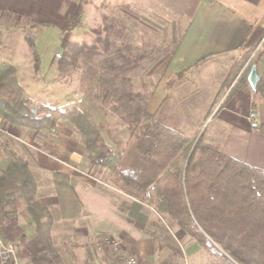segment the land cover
Returning <instances> with one entry per match:
<instances>
[{"label": "trees", "instance_id": "trees-1", "mask_svg": "<svg viewBox=\"0 0 264 264\" xmlns=\"http://www.w3.org/2000/svg\"><path fill=\"white\" fill-rule=\"evenodd\" d=\"M103 21L100 35L104 37H97L91 45L69 44L57 57L56 72L64 80L67 72L79 69L80 60L88 59L86 75L81 77L84 92L99 100L104 91L109 92V109L103 114L111 116L116 111L119 117L117 111L123 108L125 114L119 117L127 135L123 144L111 148L87 110L59 111L31 101L18 82L16 69L4 62H0V120L11 127L47 130L54 135L61 124L78 138L89 166L109 174L108 186L153 209L156 220L149 222L151 226L164 231L169 230L166 225L177 226L224 264H264V170L223 153L211 130L191 138L171 127L164 120L171 110L168 98L155 113L146 111V95L128 90L130 79L113 65L105 68L114 70L113 78H99L102 69L95 68L94 60L105 56L110 61L111 39L117 32L106 24V16ZM78 22L80 16L74 15L64 29L70 31ZM27 44L37 67L34 43L27 38ZM116 47L120 51L116 48L114 55L124 59L121 51L128 46ZM248 56L245 53L243 59ZM256 95L264 102V79L258 82ZM259 127L264 135V124ZM3 149L1 243L15 248L20 264H93L77 252L83 204L69 173L58 171L47 177L34 170L27 158L12 153L6 145ZM49 198L56 203L46 204ZM95 244L109 264H120L104 242Z\"/></svg>", "mask_w": 264, "mask_h": 264}, {"label": "crops", "instance_id": "crops-1", "mask_svg": "<svg viewBox=\"0 0 264 264\" xmlns=\"http://www.w3.org/2000/svg\"><path fill=\"white\" fill-rule=\"evenodd\" d=\"M102 2L112 4L139 2L140 9L145 14L142 16L154 22V27L151 25L146 28L149 31L154 29L158 34L156 47L157 44L162 43V48L169 50L166 55L158 57L153 62V70L148 73L151 74L149 77L155 75L154 86L151 85L150 91L141 87L142 94L146 92V111L156 112L162 102L168 98V103H172V107L175 101L183 106L181 112L185 117L193 112L192 108L195 106L193 98L198 99L200 92H209L207 96L211 100L205 104L204 113H209L207 117L211 112L215 113L216 118L210 123L216 124V133L218 129L222 130L219 131L218 137L215 135V143L222 140L226 145L225 143L229 141H235L238 150L243 149L245 155L250 156L254 161L248 165L264 170V135L259 129V126L264 124V107L261 104L262 107L259 106L257 109L255 100L258 99L263 104L264 102L256 93L250 91L246 83L252 65H256L260 80L264 79V0H0V61L7 62L17 69L19 58L29 49L23 36L16 41L21 44L22 54L19 56L15 53H6L12 46L8 45L10 42L5 36L17 33L16 39H18V32H22L18 25L22 23L23 28L31 27L38 55L40 52L45 53L43 57L40 55L38 57V70L33 67V71L30 67L31 72L27 73L28 78L32 80L31 83L29 82L31 80H28L27 85L21 84L20 77L25 79L27 77L18 74L19 84L25 93L33 100L42 95L46 97L45 94L53 89V82L56 81L55 57H58L71 43L94 42L93 39L88 38L87 33L90 28L86 22L83 23L85 24L83 27L77 26L70 31H65L63 28L74 15L80 16L84 22L87 18L86 3L98 6ZM99 16L103 20L104 16ZM121 30L126 34L132 28L124 25ZM47 53H50V56H47ZM245 53L249 54L246 60L243 59ZM28 65L32 66L31 61H28ZM68 91L69 88L65 87L59 89V93ZM96 91L99 92L98 89ZM103 96L109 97V92L104 91ZM73 97L77 100L82 99V109L87 110L88 106H85L83 99L93 96L74 91ZM38 103L50 106L44 98L38 99ZM89 103L90 109L87 111L92 113L94 108L96 110V105L94 101ZM174 107L171 111L167 110L165 115L172 116L176 113ZM251 111L254 112L250 114ZM177 112L180 113V110ZM182 120L184 123L187 122L186 119ZM93 121L98 126L104 124L103 118L95 120L93 116ZM203 122L204 120L201 123ZM2 125L4 127L2 135L14 140L13 142L24 144L27 148L25 152L18 153L14 149L17 145L12 143L13 150L27 158L34 170L47 177L58 171L69 173L70 181L83 204L78 228L80 245L77 249L82 259H88L93 264H109L101 256V248L95 243L98 240L103 242V235L111 233L120 241L123 253L133 255L145 264H167L165 258L162 259L159 253L157 254L153 239L147 236V217L151 208L135 200H127L121 193L105 184L104 180L91 177L89 170L92 167L83 158L80 145L76 146L79 148L75 152L76 155L65 148V154L62 151L57 154L60 158H51L47 155L48 142L45 131L37 134L23 128L13 129L6 124ZM4 146V144L0 146V158L3 159ZM68 161L74 162L79 169H71ZM83 191L89 195L83 196ZM106 192L117 199L111 200L105 195ZM95 195L101 196L99 204L108 211L104 216L97 213L99 204L93 197ZM45 203L53 205L56 199H46ZM142 207L146 210L145 213ZM117 211L118 214L113 215ZM87 241L91 243L87 244ZM110 251L120 263L118 255L111 249Z\"/></svg>", "mask_w": 264, "mask_h": 264}, {"label": "rangeland", "instance_id": "rangeland-1", "mask_svg": "<svg viewBox=\"0 0 264 264\" xmlns=\"http://www.w3.org/2000/svg\"><path fill=\"white\" fill-rule=\"evenodd\" d=\"M138 3L139 2H136V3L134 2L132 4H125L124 2H122V4L115 3L116 4L115 5V4L108 3V2H102L98 6H92V4L86 3L88 5L85 7V10L87 13V18L84 19V22H82V19H81V22H78V27H83L85 25L83 23L86 22L88 27L90 28L88 30V33H87L89 39L95 40L99 36L104 37V34L102 33L100 35V32L103 31L105 24H104V21L102 20V17H100L99 15L107 17L106 24H109L113 28L112 32H114V31H117V32H116V36L112 37V39H111L110 61L108 62L107 60H109V59H105L104 58L105 56L98 57L97 59L94 60V61H96L95 62L96 63L95 68L102 69L101 71H99V78L103 77L102 75H106L107 77L109 76V77L113 78L115 76L114 70L111 73L105 69L107 65H113L115 67V70L118 73H120V74L123 73L122 75H124V77H127L130 79V83L132 84L131 89H128V85H125L126 91L128 89V90H131V92H133V93H141L142 94L143 92L141 91V87H144V89H147V91H150L151 85L154 86V84H155V81H156L155 75L149 77L151 74L150 75L148 74V73L152 72V70H153V66H154L153 62L156 61L158 57L166 55L169 52V50L162 48V45H163L162 43L157 44L158 47H156V42L158 40V34L155 33L154 29H152V31H149L147 29L151 25L153 26L154 22H151V20L147 19L145 16H142L145 14L140 9V6ZM98 9H99V12H97ZM125 12H126V15H125ZM124 16H127V17L124 18ZM124 25H129V27H131L132 30L126 34H123V32L121 33L120 29H122V26H124ZM22 26H23V23L18 25V28L22 29L21 33L18 32V39H16L17 33L5 36V37H8V41L10 42L8 45L12 46L10 49H8L6 51V53H9V54L15 53L19 56L22 54L21 44L19 45L18 43H16L17 40L19 41V37L21 38L24 36L26 42H27V38H30L31 41L34 43V36L31 33V30H32L31 27L28 26L26 29V28H23ZM64 28H63V30H65ZM28 30H30V32ZM90 43H91V41H90ZM122 43L124 45L128 46V48L122 47L123 52L121 51V54L123 55L124 59H121V58L118 59V58H116V56L114 54H116V51L118 49L116 46H119V45L121 46ZM91 44H87V45H91ZM28 48H29V46H28ZM0 54H1V50H0ZM36 55H37V59H38L39 55L41 57H43L45 55V53L40 52L38 55L37 50H36ZM47 56H50V53H47ZM0 57H1V55H0ZM55 58L57 59V57H55ZM113 58H115V61ZM28 61H31L32 66L28 65ZM4 63H7V62H4ZM89 63H88V59H86V58H84L83 60H80L78 65H77L79 67V69L75 68V69L71 70L69 73L67 72L66 73L67 77L61 81L59 80L58 72H56V81H54L53 85H52L53 89L48 93L46 92L48 94V95L45 94L46 97H44L43 95L38 97V99H41V100H43V98L46 99L48 101V103L50 104V106L49 105H43V106H46V107L51 108V109H58L59 111H65V110H71V109L83 110L82 109L83 105L81 102L82 99L77 100V98L74 99L73 96H74V91H77L80 94L87 95V93L84 92L86 88H84V85L82 84V80H81L82 78L81 77L86 75V72L83 70L88 69ZM33 65H35V59L33 58V54L31 52L30 48L27 50V52L25 54H22L21 58H19V63L16 64L19 73L17 72V69L12 65L16 69L17 79H18V74H19V76H26L27 77V79H25V77L24 78L20 77V79H21L20 83L21 84L27 85L29 82L30 83L32 82L31 78H28L27 73L31 72L30 71L31 68L34 71L33 67H35V66H33ZM130 67H131V70L129 69ZM38 68H39V59H38V66L35 67V69L38 70ZM84 73H85V75H84ZM28 80H31V81L28 82ZM61 87H65L67 89L69 88V91L66 92L67 94L65 92L59 93V89H61ZM82 90H83V92H82ZM203 90H205V89H203ZM144 93L146 94V92H144ZM98 94L99 93H97V91H94V95H98ZM208 94H209V92L203 91V92H200V97L198 99L193 98V101L195 102V104H194L195 106L192 108L193 112L187 114L185 117H184L183 113L181 112V109H183L182 108L183 106L178 105L176 103V101L174 100L175 102H174L173 107L175 106L174 109H175L176 113H174V115H172V116H168V117L164 118L165 122H167L171 127L175 128L177 131H179V132L183 133L184 135L189 136L191 138L196 136V135L199 136L205 129H208V131L211 130V133H213L214 135H216V137H218L219 131H222V130L218 129L219 131H218V133H216V129H215L216 124L210 123L211 120H214V118H216L215 113L211 112L209 117H207L209 113H207V114L204 113L205 104L209 100H211L207 96ZM88 95H89V93H88ZM29 98H30V96H29ZM99 98H100V100L96 99L94 97H92V98L90 97L88 99L87 98L83 99V101L85 102V106H88V107H86L88 109H90V103L89 102L94 101V104L96 105V110H95V108L93 109V112L91 113V114H93L92 117L94 116L95 120H98L99 118L104 119V124L99 125V127H101L103 130V137H104L106 143L111 148L117 149L127 139V135L125 134L126 131L122 127L121 123H119V121H120L119 117L124 116L125 111L123 110V108L119 107V109L117 111V113L120 115L119 117H117L116 111L114 112V114L111 112L110 113L111 116H108L105 113L103 114L105 109H109L106 105L107 101H108V97H104L102 94L101 96H99ZM30 99L34 103H38V99H36V98L34 100L32 98H30ZM65 99L71 101V102L68 101L69 104L66 105V107H65V104L68 102ZM255 103H256L255 105H257V109L259 106L262 107L261 104L264 107V104L261 103L260 101H258V99L255 100ZM135 105H137V104H135ZM168 106L171 109L173 108L172 103H168ZM176 108H178V109H176ZM179 110H180V113L177 112ZM253 112L254 111H251L250 114H252ZM263 116H264V114H263ZM263 116H262V118H263ZM207 118H209V119L207 120ZM182 119H184V120L186 119L187 122L184 123ZM203 120H204V122L201 123ZM2 124H4V125L6 124V126L7 125L10 126L9 124L4 123L0 120V135H2L3 128H4ZM57 126L59 127L58 135L51 134L49 131L45 130V133H46L45 136H46V140L48 142V144L46 145V147H47L46 150L48 151L47 155L51 156V158H54V157L60 158L59 157L60 155L57 156V154H60V151H62L65 154L66 153L65 148L69 149L75 153L77 151V148L80 145L78 142V138L74 137V135L71 133V131H69L68 129L63 127L61 124H58ZM12 128L15 129L14 127H12ZM28 131H31V130H28ZM31 132H33V131H31ZM35 133L42 134V133H44V131L43 132H35ZM7 134H9V133H7ZM105 134H106V136H105ZM224 135H225V133L222 134V136H224ZM2 137H0V146L2 144L8 146V150H10L12 153L14 152L16 155H18V154L13 150L12 143H15L17 145V148H14V149H16V151L18 153L26 151L25 150L26 147L24 146V144H18L17 142H13L14 140L10 139L9 137L5 136L4 134L2 135ZM107 140H108V142H107ZM63 141H64V143H63ZM76 143H77V145H76ZM216 144L221 148V151L223 153H225L228 156H232V158L233 157L236 158V160H240V161L245 162L247 164H249L250 162H254V161H252L250 156L247 157V155H245V153L243 152V149L238 150L239 147H237V145H235L236 144L235 141H229V142L225 143L226 145H224L222 143V140H219V142L218 143L216 142ZM76 146H78V147H76ZM38 149H40V148H38ZM73 152H71V153H73ZM68 154H70V152H68ZM74 155H76V153ZM18 156H21V155H18ZM83 158H84V156H83ZM0 160H3V158H0ZM68 164L71 166V169H73V170L79 169L78 166L75 165L74 162L71 163L70 161H68ZM258 164L259 163H257V166H259ZM252 166H254V165H252ZM90 170H89V172L91 174V177L93 176V178H96L98 180L102 179V180H104L103 182L105 184H107L108 175H109L108 173H105V174L99 173V170L97 168H94V167H92V169H90ZM88 192H89V190H88ZM82 194H84L83 196L89 195V193H85V192ZM105 195L107 197H109L111 200L115 201L117 199L111 193L106 192ZM93 197H94V199H96V202L98 204L101 202L102 198L100 195H97V196L95 195ZM126 199L129 200L128 198H126ZM52 201H54V200H52ZM129 201H132V200H129ZM141 209L143 212L146 211L143 207ZM97 213H99V215H101V216H104L108 213V211H105L102 208V206L99 204ZM148 213L149 214L147 217L148 218V222H147V225H148L147 234L148 235L147 236H149L150 238L153 239V244L155 246L156 252H157V254L159 253L158 255H160L162 259L165 258L164 259L165 263H167V264H224V262L219 257L212 256L205 249L199 247L195 243V241L190 238V236H188L183 231H181L177 226L166 225L169 228L168 231L165 230L167 232L162 230L161 227L157 228V227L151 226L149 224V222L155 221L156 215L154 214V211L152 208H151V210H148ZM117 214H118V211L115 212L113 215H117ZM106 234L112 235L111 233H106ZM114 238H116V237H114ZM119 243H120V241H119ZM81 244H82V242H81ZM120 246H121V243H120ZM89 256L92 257L91 255H89ZM131 256H133V255H131Z\"/></svg>", "mask_w": 264, "mask_h": 264}, {"label": "built area", "instance_id": "built-area-1", "mask_svg": "<svg viewBox=\"0 0 264 264\" xmlns=\"http://www.w3.org/2000/svg\"><path fill=\"white\" fill-rule=\"evenodd\" d=\"M103 242L118 255L121 264H145L140 262L136 257L127 255L122 252L118 239L110 234H104ZM0 264H20L15 248L12 245H4L0 241Z\"/></svg>", "mask_w": 264, "mask_h": 264}, {"label": "water", "instance_id": "water-1", "mask_svg": "<svg viewBox=\"0 0 264 264\" xmlns=\"http://www.w3.org/2000/svg\"><path fill=\"white\" fill-rule=\"evenodd\" d=\"M259 74L256 65H252L246 78V83L250 91L255 94L257 93V84L259 82Z\"/></svg>", "mask_w": 264, "mask_h": 264}]
</instances>
